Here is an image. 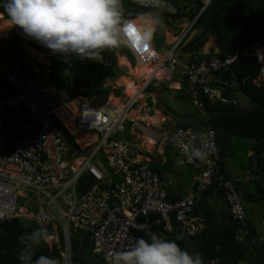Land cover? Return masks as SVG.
<instances>
[{
    "label": "built area",
    "instance_id": "built-area-1",
    "mask_svg": "<svg viewBox=\"0 0 264 264\" xmlns=\"http://www.w3.org/2000/svg\"><path fill=\"white\" fill-rule=\"evenodd\" d=\"M201 1L203 9L210 0ZM191 25L180 31L169 50L157 48L153 41L144 51L126 48L135 65L148 64L154 71L132 96L118 98L116 103L109 96L99 103L95 95L72 96L68 88L57 87L50 78L47 54L33 63L26 61L27 69L17 61H2L8 40L22 33L18 28L9 39H0V222L51 224L50 242L62 246L63 264L69 255L70 229L88 235L91 252L101 255L103 264H110L116 251L130 248L138 238L197 236L205 218L195 212L196 196L211 187L223 192L233 220L244 223L235 180L220 176L215 130L205 109V103H237L224 94V88L233 83L222 77L237 53L220 56L214 45L206 53L199 48L187 50ZM253 50L259 61L253 82L259 85L264 81V53ZM174 71L184 78L175 90L186 83L184 93L202 116L205 131L183 126L161 134L143 118L150 112L142 100L148 96L144 94L148 83L157 80L158 72L170 76ZM106 87L114 97L118 86L106 79L102 88ZM143 107L146 110L141 113ZM64 134L74 136L79 150H71ZM167 144L193 170L188 190L178 198L169 196L166 182L151 168L158 162L155 150L164 152ZM194 148L208 153V161L194 158ZM83 175L92 182L81 187Z\"/></svg>",
    "mask_w": 264,
    "mask_h": 264
},
{
    "label": "trees",
    "instance_id": "trees-1",
    "mask_svg": "<svg viewBox=\"0 0 264 264\" xmlns=\"http://www.w3.org/2000/svg\"><path fill=\"white\" fill-rule=\"evenodd\" d=\"M169 2L175 8V12H164V23H169L168 19L176 21L186 18L190 21L194 20L193 26L195 29H202V32L188 43L186 46L187 50L196 51L203 42L202 36L212 33L217 41L216 45L220 56H225L227 53H237V57L228 66L222 77L225 79L233 78L239 86L238 88L253 102L252 107L239 108L232 105L219 104L208 106L205 103L208 123L215 130V139L219 148L221 158L218 162L219 173L221 178L228 179L230 178L228 173L220 165L221 160L227 154V137L235 136L252 139L254 141L253 145H251L253 153L260 154L264 151V82L260 85L253 82L259 61L256 54L246 52L256 42H264V0H210L203 9L201 0H191L190 3H187L190 7L181 5L182 2L180 0H169ZM123 5L125 17L129 19L136 18L138 21L140 19L139 16L147 12L146 9L140 8L135 3V0H123ZM0 13H2L4 18H7L2 7H0ZM16 30L17 28L13 30V33ZM21 39L25 41L28 47L48 55L52 71L51 80L57 87L68 88L72 96L81 94L90 98L98 89L102 88L106 78L115 79L119 77V69L114 61L113 49L105 50L102 53V62L82 59L77 56H71L64 61L52 55L48 49L37 42L24 37L23 33L12 36L6 46L8 47V44L14 46ZM119 49L124 50L132 63L134 62L133 55L126 47ZM203 56L201 55V57ZM192 59H194V56ZM17 62L22 67L28 68L25 60ZM33 62L29 61V63ZM144 65L139 62L136 66H131L133 69L139 70ZM1 79H3L2 76ZM185 84L184 82L182 83V90L177 92V96H184L180 92L184 91ZM152 88L153 86L150 84L147 90L150 91ZM0 89H2V84H0ZM224 94L228 96L235 95L228 87L224 88ZM64 137L71 150L79 148L74 141L73 135L64 134ZM127 137L129 136L127 135ZM151 168L157 170L156 166H151ZM257 168L262 174L253 188L254 194L246 190L239 192L240 183L238 181H235V185L241 202H253L263 207L264 210V165L257 166ZM91 182L90 176L83 175L80 179V186H84V183L88 185ZM79 190L82 189L79 187ZM211 193H218L224 199L223 192L214 190L212 187L204 193L197 194L195 212L205 218V227L197 236L180 239L176 234H170L166 235L165 238L175 240L182 248L191 253H199L203 258L204 264H236L239 261H246L250 264H264V224L259 230L256 229V226L246 215L248 209L243 202L245 221L242 225L233 220L228 208L227 213L223 215L226 219L225 221H213L211 213L206 210L202 211L200 203L197 201L200 195H209ZM41 227L46 228L49 234L53 231L51 224L38 226L33 222L26 223L18 219L1 222L0 264H21L19 260V253L22 250L20 238L25 233H30ZM240 233H242L240 235L241 238L238 240L236 236ZM59 237H61V234H59ZM61 250L62 247L57 244H43L37 250L36 256L45 255L56 259L58 264H62ZM70 259L71 264H103L101 255L91 252L90 239L84 232L76 233L73 237L70 236Z\"/></svg>",
    "mask_w": 264,
    "mask_h": 264
},
{
    "label": "clouds",
    "instance_id": "clouds-1",
    "mask_svg": "<svg viewBox=\"0 0 264 264\" xmlns=\"http://www.w3.org/2000/svg\"><path fill=\"white\" fill-rule=\"evenodd\" d=\"M135 3L147 10L139 16L138 21L136 18L125 17L123 0H0V7L3 8L10 27L18 28L24 37L48 49L52 55L64 61L71 56H77L102 62V53L105 50L121 47L140 51L148 49L157 30L163 27V13L175 12L169 0H135ZM193 22L194 20L191 27ZM254 46L251 49H255ZM156 47L160 48L158 45ZM128 62L134 66L130 58ZM106 79L113 81L111 78ZM176 80H173L175 85L181 81ZM152 81L155 80H151L148 85L154 83ZM230 81L233 85L228 88L235 95L226 96L237 99V103L225 105L239 107L237 93H243V91L238 88L233 78ZM147 87L144 94L149 93ZM182 87L176 91L179 92ZM105 99H98V101L103 103ZM150 112V114L147 112L146 116H153L155 109H151ZM163 113L170 117L166 111L163 110ZM171 120L169 127H172ZM146 123L151 129L157 130L152 126L153 124L147 121ZM191 155L202 162L208 161V153L199 148L192 149ZM50 240L47 229L43 227L25 233L20 238L22 250L19 253V260L21 264H58L54 258L45 255L36 256L37 250L43 244H56L51 243ZM68 250L70 252V240ZM69 264H71V259ZM110 264H204V261L199 253L189 252L175 240L154 235L148 240L138 238L130 248L116 251Z\"/></svg>",
    "mask_w": 264,
    "mask_h": 264
},
{
    "label": "rangeland",
    "instance_id": "rangeland-1",
    "mask_svg": "<svg viewBox=\"0 0 264 264\" xmlns=\"http://www.w3.org/2000/svg\"><path fill=\"white\" fill-rule=\"evenodd\" d=\"M182 3L181 5L183 6H188L190 7L187 3H190L191 0H180ZM7 18H5L6 20ZM4 21V17L2 16V13H0V33L2 31L6 30V26L2 23ZM169 23H164L162 28H159L157 32L154 35L153 42L158 45L159 47L163 46L164 44H167L168 41H166L167 35L168 34H176L177 31H182L184 28L187 26L191 25V21L188 19H183L181 21H170L168 19ZM2 26V28H1ZM5 26V27H3ZM5 28V29H4ZM13 28L16 27H11L9 30L6 32V36L3 37L5 39H9L11 36V31ZM178 31V32H179ZM201 32L200 29H195L193 26L190 27V30L188 32V35L190 36L189 38H192L195 34H198ZM164 33V36H163ZM165 37V40H164ZM188 38V37H187ZM203 38V42L201 45L198 47L200 52L206 53L212 45L216 46L217 41L215 39V36L212 33H207ZM2 39V38H0ZM29 48L25 43L23 39L18 40L17 43L12 46L8 44V47L5 49L3 52V59L2 61H19V60H25L27 62L34 61L35 59L37 60L40 58L39 54H32L29 51ZM254 48L260 52H263L264 50V43L261 42L258 45L255 44ZM114 52V61L116 63L117 68L119 69V77L113 79L112 83L118 86V89H116L117 92H114V97L110 95L109 91L106 93L107 90L109 89H98L94 95L97 96L99 100H103L108 98L113 101L115 98H123L130 96L126 94L125 91V81L121 79L120 76L124 75L125 80H131L134 81L135 86H140L144 84L146 81L143 79L136 78V75L132 74L133 72L131 71V75L128 74V70L125 69V67H120L118 62H117V57L119 54L125 55L127 61H129V56L126 55V52L124 50H120L119 48L113 49ZM264 53V52H263ZM135 65V64H134ZM136 66V65H135ZM151 69H153L154 66H149ZM147 69L148 67H143L141 70ZM148 72H151L149 69ZM164 73H161L159 76L157 75L156 78L157 80L152 81L153 88L149 91L148 96L145 98H142V100L147 99L148 101V106H153L155 109V112L158 111L159 115L156 113L155 115L158 116L159 124L156 126L158 132H163L165 134H170L172 131V127L169 129V122L171 120V117L165 115L163 113L162 108H167L172 112L178 113V114H186L194 118L195 120H202V117L199 113V111L191 104L188 96L185 94L183 97L177 96V92L175 90L176 85H174L173 80L177 79L178 81L180 79V75L178 74L177 71L173 72V75H163ZM0 78H1V70H0ZM109 83H111L110 80H108ZM120 81V82H119ZM137 84V85H136ZM180 94H184L181 92ZM239 97V107L241 108H251L253 105V102L248 99L243 93L238 92L237 93ZM112 97V98H111ZM118 99V100H119ZM148 109V108H147ZM151 112H149L150 114ZM153 113V112H152ZM146 115H143V118L145 119ZM151 117V116H150ZM140 118V117H139ZM157 120V121H158ZM156 123V122H155ZM157 124V123H156ZM81 139L80 137L78 140ZM228 139V146H227V154L225 157L221 160L220 165H222L226 172L231 176L232 179L237 180L240 183V190L245 191L249 190L251 193L254 191V186L256 184V181L260 178L262 172L259 171V168L257 166H262L264 165V151L261 152L260 154H253V156H247V147H250L254 141L252 139H246V138H238L235 136H229L227 137ZM82 144V143H80ZM171 146V145H170ZM167 157L169 158V163L167 167H171L172 172L177 175V177L171 178L173 181V185L169 186V189L173 188L174 185L178 184L181 185L184 183L186 185L185 191L188 190L189 186V181H190V175L193 173L192 168L187 165L183 158H181L173 149V147H168V150L166 152ZM256 172V174H255ZM179 176V177H178ZM244 176H248V181H240ZM164 179L168 182L166 179L167 176L166 174L163 175ZM183 181V182H182ZM30 198L31 195H28ZM218 197L217 201H221L220 204L222 207L218 209H222V214L225 215L226 210V204H223V200L221 199L220 195H217ZM214 203V200L212 201ZM243 202V201H242ZM212 204V203H210ZM243 204L246 206L248 209V212L246 211V215H249L248 218L251 219L253 217V214H250L251 212L253 213L252 209L255 207V204L253 202H248L244 201ZM212 207V205H211ZM217 208V204L215 205ZM260 207V206H259ZM256 207L258 215H254L255 220L252 221L254 226H256V229L259 230L263 224H264V210L262 209L263 207L259 208ZM37 206H28L29 210H36ZM261 209V210H260ZM248 213V214H247ZM76 233L72 229H70V235L73 237ZM73 239V238H72ZM236 264H250L249 262L246 261H239Z\"/></svg>",
    "mask_w": 264,
    "mask_h": 264
},
{
    "label": "crops",
    "instance_id": "crops-1",
    "mask_svg": "<svg viewBox=\"0 0 264 264\" xmlns=\"http://www.w3.org/2000/svg\"><path fill=\"white\" fill-rule=\"evenodd\" d=\"M5 20V19H4ZM177 21V20H176ZM178 21H181V20H178ZM192 21L193 20H191V23H192ZM201 28V27H200ZM201 32H202V29H201ZM200 33V32H199ZM198 33V34H199ZM198 34H196V35H194V37H193V39L198 35ZM172 35V34H171ZM206 34H204L202 37H204ZM163 36H164V33H163ZM173 36V35H172ZM174 37V36H173ZM167 39V38H166ZM188 40H192V38H189V35H188V38H187ZM164 40H165V37H164ZM173 41V40H172ZM171 41V42H172ZM168 43H170V42H168ZM35 50V49H34ZM152 72V71H151ZM150 72V73H151ZM121 77V76H120ZM114 92H117V91H114ZM114 92H112V94H114ZM158 112V111H157ZM159 113V112H158ZM152 117H155V114L153 115V116H151V118ZM157 118H155L154 120H152L151 119V122H153V124L154 125H152L153 127H156V126H158V124L159 123H157V124H155V122H158L159 120H158V116H156ZM158 120V121H157ZM159 133H161V134H165V133H163V132H159ZM147 145H149V144H147ZM253 145V144H252ZM168 147H171L169 144H167L166 146H165V148H164V152H161V150L159 149L158 151H156L155 150V153L157 154V156H158V162H156V163H154V164H151V166H153V167H157V170H155V171H157V173L162 177V179L166 182V184H167V190H168V193H169V196L170 197H172V198H178V197H181L182 195H184L185 194V189H187L186 188V185H184V183H182L181 185H178V184H176V185H174V187L173 188H171V189H169V186L170 185H173V181L171 180V178H174V180H175V177H177V175H175L173 172H172V169H171V167L169 166V167H167L168 166V163H169V158L167 157V155H166V152H167V150H168ZM160 152H161V154H160ZM253 151L251 150V146L250 147H247V156H253ZM164 174H166V176H167V180H168V182L164 179V177H163V175ZM192 175V174H191ZM191 175H190V177H191ZM172 176V177H171ZM228 176L231 178V176L228 174ZM171 177V178H170ZM179 177V176H178ZM248 177V176H247ZM232 179V178H231ZM235 180V179H234ZM235 181H237V180H235ZM183 182V181H182ZM188 183H190V181L188 182ZM246 191H248L249 193H251L249 190H246ZM252 194H254V192L252 193ZM217 195H219L218 193H211V194H209V195H200V197H198V200L197 201H199V203H200V208H201V210L203 211V210H206V211H208V213L210 212L211 213V215H212V220L213 221H216V222H220V221H225L226 219L223 217V214H222V209H218V208H220V207H222V205L220 204V200L219 201H217L218 200V197H216ZM221 199L223 200V204H226V202H225V200L221 197ZM214 200V203L212 202ZM210 203H212V204H210ZM222 203V202H221ZM217 204V208L215 207V205ZM211 205H212V207H211ZM256 207H259V205L258 204H255V207L252 209V211H253V213L251 212L250 214H253V217H251V219L249 218V220L252 222V221H254L255 220V217H254V215L256 214V216L258 215V213H257V209H256ZM227 208H228V206H227V204H226V208H224V210H226L227 211ZM259 208H261V206L259 207ZM263 209V208H262ZM261 210V209H260ZM248 217H249V215H247ZM256 221V220H255ZM253 223V222H252Z\"/></svg>",
    "mask_w": 264,
    "mask_h": 264
},
{
    "label": "bare ground",
    "instance_id": "bare-ground-1",
    "mask_svg": "<svg viewBox=\"0 0 264 264\" xmlns=\"http://www.w3.org/2000/svg\"><path fill=\"white\" fill-rule=\"evenodd\" d=\"M3 16V15H2ZM5 19V18H4ZM2 23L6 26V30L5 31H2V33H0V38H3V37H5L6 36V32H7V30H9L11 27H10V22H9V20L8 19H6V20H4V21H2ZM5 26H3V27H5ZM1 28H2V26H1ZM5 29V28H4ZM15 28H13L12 29V31H11V33L13 34V30H14ZM179 31V30H178ZM177 31V33L176 34H173V36L172 35H170V34H168L167 35V39H166V41H168V42H170V43H167V44H164L163 45V48L165 49V50H169V47L171 46V44H172V42L174 41V39L176 38V36L180 33V31L178 32ZM192 36H194V35H192ZM190 37V36H189ZM173 40V41H172ZM172 41V42H171ZM29 51L32 53V54H37V51L36 50H34L33 48H29ZM246 52L247 53H252V52H254V50L253 49H247L246 50ZM202 55H204L205 56V54H202ZM39 56L41 57L42 56V54L40 53L39 54ZM199 59H201L202 57H201V55L198 57ZM204 59V58H203ZM117 62H118V64H119V66L120 67H125V69L126 70H128V74H130L131 75V71L133 72L132 74H134V75H136V78H141V79H145V78H148V76H150V74L152 73H150V72H148V70L150 69L151 71H154L153 69H154V67H153V69H151L150 67H149V65L147 64H145L143 67H148V70L147 69H144V70H141V69H139V70H135V69H133L132 68V66H131V64L127 61V59L125 58V56L123 55V54H119L118 55V57H117ZM157 75L159 76L160 75V72H158L157 73ZM164 75V74H163ZM121 79L122 80H124L125 81V84L124 85H126L125 86V91L124 92H126V94H128V95H130V96H132L133 94H134V90H136V86H135V83H134V81H131V80H125V78H124V75H122L121 76ZM184 78L182 77V76H180V80H183ZM120 82V81H119ZM137 85V84H136ZM175 85V84H174ZM112 98V97H111ZM118 101V98H115V99H113V103H116ZM145 101V103L146 104H148V101H147V99H145L144 100ZM144 108V110H142L141 111V113L142 112H145V107H143ZM154 107L151 105L150 106V110L151 109H153ZM135 113H133L134 115H136L137 114V112L136 111H134ZM158 114L159 115V113L156 111L155 112V114ZM145 117V120L147 121V122H149L150 124H153V122H151V119L152 120H154L155 118H157L156 117V115H155V117H150V116H144ZM157 123V122H156ZM155 123V124H156ZM154 125V124H153ZM170 129V128H169ZM80 138L81 139H79V142L80 143H82L83 144V141H82V136H80ZM147 139H150V142H152V140H151V138H147Z\"/></svg>",
    "mask_w": 264,
    "mask_h": 264
},
{
    "label": "water",
    "instance_id": "water-1",
    "mask_svg": "<svg viewBox=\"0 0 264 264\" xmlns=\"http://www.w3.org/2000/svg\"><path fill=\"white\" fill-rule=\"evenodd\" d=\"M164 111H166L170 117H171V124H172V130L175 131L176 129L183 127V126H189L192 127L196 132L205 131L206 125L200 121L195 120L189 115L186 114H178L172 111H169L167 108H163ZM70 262V252L66 260V264H69Z\"/></svg>",
    "mask_w": 264,
    "mask_h": 264
},
{
    "label": "flooded vegetation",
    "instance_id": "flooded-vegetation-1",
    "mask_svg": "<svg viewBox=\"0 0 264 264\" xmlns=\"http://www.w3.org/2000/svg\"><path fill=\"white\" fill-rule=\"evenodd\" d=\"M169 128H171V127H169Z\"/></svg>",
    "mask_w": 264,
    "mask_h": 264
}]
</instances>
